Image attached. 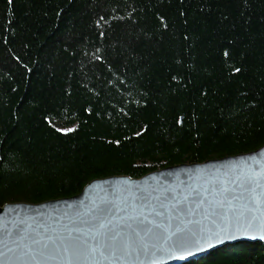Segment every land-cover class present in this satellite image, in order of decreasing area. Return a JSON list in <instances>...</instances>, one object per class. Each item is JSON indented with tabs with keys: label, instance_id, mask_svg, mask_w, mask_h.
Wrapping results in <instances>:
<instances>
[{
	"label": "trees",
	"instance_id": "obj_1",
	"mask_svg": "<svg viewBox=\"0 0 264 264\" xmlns=\"http://www.w3.org/2000/svg\"><path fill=\"white\" fill-rule=\"evenodd\" d=\"M263 147L264 0H0V207Z\"/></svg>",
	"mask_w": 264,
	"mask_h": 264
},
{
	"label": "water",
	"instance_id": "obj_2",
	"mask_svg": "<svg viewBox=\"0 0 264 264\" xmlns=\"http://www.w3.org/2000/svg\"><path fill=\"white\" fill-rule=\"evenodd\" d=\"M262 173L264 147L248 154L169 167L140 179L115 176L95 180L72 198L41 204H6L0 207V264H152L155 257L150 254L117 261L104 259L96 253L94 260L89 254L88 259L69 262L64 258L63 250L57 253L52 248V241L46 238L52 237L59 244L58 238H68L71 233L81 244L85 241L94 244L93 238L98 232L110 235L123 230L125 234H131L145 217V224L154 220L175 230L190 220L202 219L205 205L198 206L194 196L190 195L193 190L227 188L228 198H239L233 201L239 204L251 201L254 195L264 200ZM201 196L205 201L212 198L204 192ZM101 224L105 227L101 228ZM21 229H24L23 233ZM154 230L163 231L162 228ZM20 235L24 239H20ZM227 235L233 238H226ZM262 235L264 233L232 229L229 233H221L219 239L213 238L211 246L205 245L201 251L193 250L183 259H162L159 264H189L228 245L264 243V238H260ZM33 240H39L41 245L48 243L45 256L34 251L39 245L33 244ZM145 240L151 243L150 237ZM84 251L87 253L86 245Z\"/></svg>",
	"mask_w": 264,
	"mask_h": 264
},
{
	"label": "snow or ice",
	"instance_id": "obj_3",
	"mask_svg": "<svg viewBox=\"0 0 264 264\" xmlns=\"http://www.w3.org/2000/svg\"><path fill=\"white\" fill-rule=\"evenodd\" d=\"M103 35V33H101ZM239 71V69H237ZM139 134V133H137ZM264 174V173H262ZM201 192L207 193L210 200L205 201ZM227 188L217 189L215 187L208 189L202 188L200 191L190 193L194 196L199 205H205L202 213V219L197 221H188L184 227H177L171 230L170 225L157 224L154 220L147 221V217L140 221L137 228L132 230L131 234H125L122 231L112 234L97 233V237L93 240L95 243L85 241L83 244L78 238H72L69 233L68 238H58L61 243L57 244L52 237H47V241H52V248L60 252L63 250L64 258L71 262L73 259H88L91 254L95 259V254L99 253L104 259L114 258L115 260H123L124 258L139 259L141 255H152L155 259L152 264H159L162 259L179 258L190 255L193 250L201 251L205 245L211 246L213 238L219 239L221 233H229L230 230L244 232H260L264 233V200L259 196H253L251 201L244 204L233 203L239 198H228ZM142 199L144 197H141ZM187 199V197H185ZM188 225H192L188 227ZM101 228L105 225L101 224ZM162 228V232L154 229ZM21 233L24 229L20 230ZM150 237V241L145 240ZM20 239H24L22 235ZM226 238H233L227 235ZM260 238H264L262 235ZM33 244L39 245L34 251L39 252L41 256H45L49 245L47 242L41 245L39 240H33ZM87 246V253L84 248ZM55 259V256H49ZM35 259V256H33Z\"/></svg>",
	"mask_w": 264,
	"mask_h": 264
},
{
	"label": "bare ground",
	"instance_id": "obj_4",
	"mask_svg": "<svg viewBox=\"0 0 264 264\" xmlns=\"http://www.w3.org/2000/svg\"><path fill=\"white\" fill-rule=\"evenodd\" d=\"M160 171V170H159ZM156 172V171H155ZM153 173V172H152ZM228 246H232V245H228ZM225 247H227V246H225ZM224 248V247H223ZM222 249V248H221ZM220 250V249H219ZM217 251V250H216ZM213 252H215V251H213ZM212 252V253H213ZM207 257V256H206ZM204 258V257H203ZM202 259V258H201ZM192 262H194V261H192Z\"/></svg>",
	"mask_w": 264,
	"mask_h": 264
}]
</instances>
